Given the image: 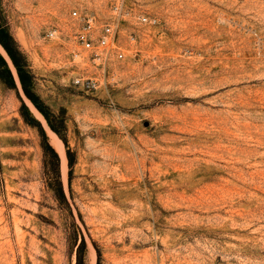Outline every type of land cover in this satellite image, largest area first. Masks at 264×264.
Returning <instances> with one entry per match:
<instances>
[{"label":"rangeland","instance_id":"1","mask_svg":"<svg viewBox=\"0 0 264 264\" xmlns=\"http://www.w3.org/2000/svg\"><path fill=\"white\" fill-rule=\"evenodd\" d=\"M74 9L115 24L109 57ZM0 19L68 145L0 45V264H264V0H0Z\"/></svg>","mask_w":264,"mask_h":264},{"label":"trees","instance_id":"2","mask_svg":"<svg viewBox=\"0 0 264 264\" xmlns=\"http://www.w3.org/2000/svg\"><path fill=\"white\" fill-rule=\"evenodd\" d=\"M0 45L7 53L14 69L17 72V76L25 96L33 103V105L39 110V112L43 114L51 129L60 136L64 144L68 147L66 138L60 135L61 130L56 127L53 121V119H55L56 116H54L51 113V110L49 109V107L45 105L41 97L35 94L33 91L35 77L29 68L26 55L22 51L17 40L9 32V30L4 28L1 19H0ZM0 78L6 85L14 89H17L16 79L10 68V65L8 61L1 54H0ZM64 121L65 119L64 117H62L60 120V124H61L60 128L63 127L65 128ZM42 133H44L43 130ZM50 150H52L54 157L57 158L58 156L57 153L53 149ZM67 155L69 157V166L72 169L76 163L74 154L70 151V149H68ZM98 258L100 260L101 258L100 253L98 254Z\"/></svg>","mask_w":264,"mask_h":264},{"label":"built area","instance_id":"3","mask_svg":"<svg viewBox=\"0 0 264 264\" xmlns=\"http://www.w3.org/2000/svg\"><path fill=\"white\" fill-rule=\"evenodd\" d=\"M120 6L115 5V11H119ZM72 18L81 23V28L76 33V40L82 47L92 52L96 58H101L102 54L106 52V57H109L110 52L114 49L116 35V26L114 23H104L100 25L96 13L92 11L81 12L74 9L71 13ZM137 19L141 23H152V19L145 14H140ZM116 55L118 58H123L124 53L122 49L117 48ZM77 82H80L77 80Z\"/></svg>","mask_w":264,"mask_h":264},{"label":"bare ground","instance_id":"4","mask_svg":"<svg viewBox=\"0 0 264 264\" xmlns=\"http://www.w3.org/2000/svg\"><path fill=\"white\" fill-rule=\"evenodd\" d=\"M0 49H2V48H0ZM65 158V157H64ZM65 160V159H64Z\"/></svg>","mask_w":264,"mask_h":264}]
</instances>
